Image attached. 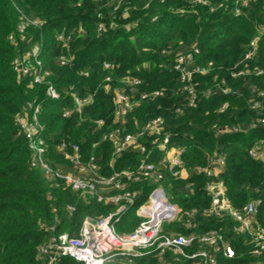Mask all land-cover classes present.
<instances>
[{"label":"trees","instance_id":"16d2710c","mask_svg":"<svg viewBox=\"0 0 264 264\" xmlns=\"http://www.w3.org/2000/svg\"><path fill=\"white\" fill-rule=\"evenodd\" d=\"M21 16L42 24L29 25L20 34ZM253 40L255 51L245 59ZM35 44L40 47L37 59L49 73L40 83L12 67L13 59ZM193 48L198 53L190 67L207 70L193 74L190 83L196 97L189 106L172 65L178 53ZM61 57L71 60L62 65ZM259 70L263 73L257 74ZM238 71L243 74L232 76ZM125 77L140 80L136 105L115 123L114 90L126 86ZM48 86L55 98L47 95ZM142 93L148 98L140 100ZM88 97L91 104L77 111L74 99ZM252 100L260 108H251ZM31 105H40L36 118L43 128L44 160L64 173L75 171L58 150L62 143L68 152L76 144L82 163L94 157L106 177L134 170L142 162L160 164L165 151L156 145L163 134L140 137L144 153L126 151L118 157L102 136L117 127L135 135L151 119L161 118L168 135L166 148L182 150L187 174L163 181L178 210V218L163 224V232L202 236L216 231L233 255L215 253V264H264V251L253 256L250 235L235 231L237 224L229 216L203 213L211 205L206 186L219 181L232 209L260 201L253 225L264 227V166L248 154L264 145V124L258 123L264 117V0H0V264H44L37 250L51 236H77L84 218H100L117 209L72 191L62 180L45 178L39 167L30 166L31 151L15 118L26 111L32 120ZM153 139L157 143L152 144ZM218 159L223 165L216 177L195 171ZM153 188L148 181L127 185L135 193L134 205L116 223L117 233L128 234L140 223L136 211ZM199 248L194 244L184 252ZM141 252L137 257H115L109 264L197 263L169 250L161 258L153 251ZM54 264L82 263L62 257Z\"/></svg>","mask_w":264,"mask_h":264},{"label":"built area","instance_id":"2783aa9c","mask_svg":"<svg viewBox=\"0 0 264 264\" xmlns=\"http://www.w3.org/2000/svg\"><path fill=\"white\" fill-rule=\"evenodd\" d=\"M204 3V0H195ZM116 10V7L114 8ZM99 16V15H98ZM41 21L38 19H29L21 16L17 25V31L22 34L29 26L40 27ZM101 29V25L97 26ZM11 38V37H10ZM60 42L65 43L62 35L58 36ZM252 50L245 56L247 59L255 51V40L251 43ZM40 51L39 45L35 44L30 47L20 57L13 59V70L21 75L32 76L35 83H40L48 76V72L42 69L40 61L37 59ZM198 50L193 48L187 53H178L172 65L174 71L178 73L179 81L183 84V91L189 96L188 105L191 106L195 99V92L191 86V79L195 73H204L207 69L201 67H190L193 54H197ZM71 58H60L63 65L69 62ZM105 69L109 65L104 63ZM263 71H257L262 74ZM243 72H233L232 76L238 77ZM87 75V73H84ZM110 80L109 76L105 77V81ZM122 83L126 86L120 90H114L113 96V119L115 123L123 121L125 115L130 112L136 105L135 89L140 84V80L132 77H125ZM47 95L55 98L56 94L51 86L47 87ZM158 91L153 95L157 96ZM261 95V94H260ZM148 94L139 95L140 100L148 98ZM92 98L88 97L84 100L74 99L77 111L84 106L91 104ZM253 109L260 108L257 101L251 102ZM32 106V105H31ZM224 107L221 108V111ZM32 120H28V113L25 111L22 115L15 118L20 130L23 132L31 151L30 166L39 167L45 178L59 179L69 187L72 191L96 197L98 201L110 202L116 205L117 209L113 213L106 216L91 219L84 218L77 236H69L68 234H59L51 236L48 241L41 245L37 250V255L44 260V264H54L57 259L62 257L70 258L75 262L82 264H109L115 257H137L141 256V251H153L161 258L166 251H171L177 257H184L196 260V264H215V253L222 251L226 257H232V249L226 245L222 236L216 231H209L202 236L181 235L173 233H164L163 224L170 223L178 218V210L176 206L170 202L165 195L162 182L169 176L172 179L183 178V162L181 160L182 150L170 147L166 148L168 135L164 133L163 120L154 118L148 121L141 132L138 134L124 133L118 127L102 136L103 141H108L113 149V157L120 156L123 152L139 150L145 152L142 144L139 143L140 137L146 135L163 134V141L157 143L153 139L152 144L157 143L156 148L165 151L164 158L160 164L142 162L134 170H124L113 173L106 177L100 173V168L94 157H90L87 162H81V155L76 144L70 146L67 151V145L62 143L58 150L63 157L73 165L74 173H64L60 170H54L44 160L45 144L43 139V128L37 121V114L40 112V105L32 106ZM64 113L63 116H67ZM258 123L264 124V117L258 120ZM98 126L102 125V121L97 122ZM232 131H237L232 128ZM249 156L259 161L264 166V145H256L248 152ZM149 155V153H148ZM147 157V154L146 156ZM223 165L222 159H218L212 166H217L220 170ZM196 167L197 173H203L206 177L213 178L219 173L214 171L213 167ZM148 181L154 184V188L148 194L145 203L137 210V215L142 218L135 229L128 234H119L115 231V224L120 220L123 213L134 205V192L127 189L129 183H139ZM207 192L211 195V205L209 209L203 213L215 216L217 218L223 215L229 216L234 223V230L237 232H247L252 240L253 256H260L264 251V227L254 226V215L260 201H250L243 205L240 209H232L228 201L224 198V188L222 184L214 180L210 181L206 186ZM113 192L109 195L104 193ZM194 211L188 215L192 216ZM190 227V224H187ZM52 230V228H49ZM200 245V248L193 253L187 254L184 248Z\"/></svg>","mask_w":264,"mask_h":264},{"label":"rangeland","instance_id":"374dc122","mask_svg":"<svg viewBox=\"0 0 264 264\" xmlns=\"http://www.w3.org/2000/svg\"><path fill=\"white\" fill-rule=\"evenodd\" d=\"M212 164H214V162H213ZM212 167H213V169H215L214 171H216V172L219 170L217 166H212ZM161 185H162V187H163V189H164V191H165L166 198H167L169 201H172V200H171V191H170L169 186L166 185L164 182H162ZM144 203H145V200L141 203V206H142ZM115 225H116V224H115Z\"/></svg>","mask_w":264,"mask_h":264},{"label":"crops","instance_id":"0c3cea01","mask_svg":"<svg viewBox=\"0 0 264 264\" xmlns=\"http://www.w3.org/2000/svg\"><path fill=\"white\" fill-rule=\"evenodd\" d=\"M186 176H187V174H186V171L184 170V172H183V178H185ZM136 214H137V211H136Z\"/></svg>","mask_w":264,"mask_h":264}]
</instances>
